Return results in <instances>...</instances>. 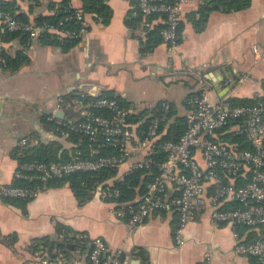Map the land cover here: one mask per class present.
Listing matches in <instances>:
<instances>
[{
	"label": "crops",
	"instance_id": "obj_1",
	"mask_svg": "<svg viewBox=\"0 0 264 264\" xmlns=\"http://www.w3.org/2000/svg\"><path fill=\"white\" fill-rule=\"evenodd\" d=\"M64 1L1 0L30 23L55 16ZM69 1L84 11L87 33L67 50L39 40L27 46L21 37L10 38L0 29V58L4 52L27 60L16 71L0 69V185L14 183L17 144L23 137L28 138L29 149L56 144L57 152L71 157L79 141L60 138L45 119L58 112L55 107L62 99L70 106L59 112L78 118L81 108L70 101L79 94L91 91L118 97L131 122L140 126L161 101L171 105L169 123L185 119L184 98L206 88L215 101L223 97L252 101L264 94V0H249L248 7L237 11L210 12L200 33L190 20L193 15L197 18L204 0L183 2L181 36L172 51L162 42L143 50L147 34L162 24L156 17L128 22L134 0H107V22L86 11L85 0ZM253 46L260 49L259 56ZM140 157L119 166L103 184L126 174L132 160ZM53 183L32 200L16 199L13 204L0 198V264H41L43 250L50 264H84L88 244L97 237L108 252L122 251V264H254L252 258L236 253L232 228L214 224L207 204L196 209L184 229L183 244L177 245L176 212H155L133 228L116 217L115 204L99 197L103 184L79 205L68 183ZM135 191L138 198L139 187ZM237 231L243 241L264 240V227ZM42 240L48 244H40ZM60 244H67L64 251Z\"/></svg>",
	"mask_w": 264,
	"mask_h": 264
},
{
	"label": "built area",
	"instance_id": "obj_2",
	"mask_svg": "<svg viewBox=\"0 0 264 264\" xmlns=\"http://www.w3.org/2000/svg\"><path fill=\"white\" fill-rule=\"evenodd\" d=\"M186 1L134 0L130 16L160 19L161 42L172 51L179 44L181 5ZM64 13L56 26L36 25L23 22L4 10L0 0V29L25 34L27 46L36 42L43 32L58 40H81L87 33L84 12L73 8L69 1ZM70 21L78 27L63 28ZM253 52L260 55L256 46ZM5 65L0 58V69ZM208 91L206 88L184 98L185 131L176 142L161 143L158 142L162 136L160 126L169 121L172 111L168 101L159 103L144 131L138 133L139 125L129 120L127 109L115 98L91 91L79 94L70 101L81 108L78 118H58L50 114L45 119L54 125L62 139L75 135L85 138L86 148L76 149L67 161L48 163L28 158L30 142L26 137L21 138L17 144L14 183L0 185V198L32 200L53 180L76 173L117 169L139 155L140 159L132 160L126 174L111 184H103L98 191L102 200L115 204L113 200L120 196V189L114 185L123 183L126 175L136 170H157L138 202L114 210L117 218L135 228L155 212L172 210L177 214L174 240L181 245L184 229L196 209L207 204L214 224L232 228L236 253L255 259L256 264H264V240L246 242L237 231L264 227V94L253 98L249 104L232 106L227 97L210 101ZM63 103V99L60 100L55 110L70 106ZM101 148L112 149L114 153L101 154ZM230 203L237 207H223ZM88 246L84 264H122V251L108 252L101 238H93ZM43 251L41 264H50Z\"/></svg>",
	"mask_w": 264,
	"mask_h": 264
},
{
	"label": "trees",
	"instance_id": "obj_3",
	"mask_svg": "<svg viewBox=\"0 0 264 264\" xmlns=\"http://www.w3.org/2000/svg\"><path fill=\"white\" fill-rule=\"evenodd\" d=\"M107 0H85L86 3V11L93 12L100 17H103L104 22H107L108 18V8L106 6ZM171 1V0H168ZM69 0H65L60 8L58 13L53 17H46V18H39L37 19L34 24L41 25L43 23L50 24V25H57L58 22L63 18V16L66 14L64 13L65 7L68 6ZM2 8L12 14H14L13 11L8 9L3 2H1ZM249 5V0H204L203 4L200 6L198 11V16L195 18V16H192V19L190 20L193 23L194 29L196 32L200 33L204 30V27L207 22L208 14L212 11H223V12H230V11H237L241 9H245ZM84 12V11H83ZM14 16L22 20L23 22H28L24 19H21L18 15L14 14ZM150 18H153V16H147ZM141 16L134 17L130 16L128 18V22L130 23H136L141 20ZM78 26L70 21L66 22L63 26V28H69V29H75ZM162 28V25L156 26L154 30L149 32L147 34V40L145 42H142V46L144 47V51H150L158 42H161L160 38V30ZM179 37L181 36V30H182V24H179ZM5 31V30H4ZM8 37L14 38V37H21L24 44L27 43V36L21 32H4ZM38 40L41 44L44 45H59L63 49L67 50L70 47H73L76 45L80 40L79 39H63L58 40L56 37H54L52 34L48 32H43L39 35ZM2 59L5 61V67L3 69H10L12 71H16L20 68L22 64H24L27 60L25 56L19 55L16 58H11L5 55L4 52L1 53ZM104 96L112 97L118 100L121 103V99L118 97L110 96L107 94H104ZM71 98V97H70ZM232 106H238V105H246L251 103V101H238V100H229ZM129 120L132 121V116L129 115ZM150 119H146L143 124L139 126L140 132L144 131L146 125L148 124ZM139 119L134 120V122H139ZM186 128V123L184 118H177L174 122H167L165 124H162L160 126L159 132L162 135L160 140L158 142H165V141H173L176 142L179 137L183 134ZM76 141H79L81 139L80 144L76 145L74 150L76 149H85L86 148V141L85 138H82L78 135L73 136ZM56 144H51V146H48L47 148H41V149H29V155L28 158H36L44 162H64L69 160L70 158L65 156L62 153L57 152L55 148ZM101 154L109 155L114 153L112 149L109 148H101ZM158 161H161V157H158ZM116 168L114 169H107L103 170L99 173H76L73 174L65 179L60 180H53L48 183V186L50 184H57L62 185L64 183H68L72 192L74 193V196L76 197L79 205L84 204L86 201L90 200L92 196L95 194L96 188L103 184L108 179L114 177L116 175ZM157 170L155 168L151 169V171L147 170H136L132 174H128L124 177L123 183L114 185L117 186L120 189V196L113 201H115V208L121 209L126 204H135L138 202L139 198H141L142 195L145 194V186L146 184L151 181L153 176L156 174ZM139 187V197L136 198V188ZM20 201V200H19ZM10 203H15L16 200H9ZM61 229V228H60ZM62 230V229H61ZM61 233V232H60ZM67 238V237H66ZM75 238H69V241L79 242V240L75 241ZM82 242V240H80ZM43 242V243H42ZM40 244H48V241L42 240ZM84 242V241H83ZM67 244H60L59 247L62 248L64 251ZM72 245L73 244H68ZM87 250L89 248L87 247ZM253 259V258H252ZM254 264H256V260L253 259Z\"/></svg>",
	"mask_w": 264,
	"mask_h": 264
},
{
	"label": "rangeland",
	"instance_id": "obj_4",
	"mask_svg": "<svg viewBox=\"0 0 264 264\" xmlns=\"http://www.w3.org/2000/svg\"><path fill=\"white\" fill-rule=\"evenodd\" d=\"M208 97L210 101H215V95L212 91H208Z\"/></svg>",
	"mask_w": 264,
	"mask_h": 264
},
{
	"label": "water",
	"instance_id": "obj_5",
	"mask_svg": "<svg viewBox=\"0 0 264 264\" xmlns=\"http://www.w3.org/2000/svg\"><path fill=\"white\" fill-rule=\"evenodd\" d=\"M55 116L58 117V118H63L64 117V113L63 112H56L55 113ZM103 187V185L101 187H99V190Z\"/></svg>",
	"mask_w": 264,
	"mask_h": 264
}]
</instances>
